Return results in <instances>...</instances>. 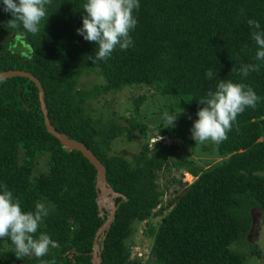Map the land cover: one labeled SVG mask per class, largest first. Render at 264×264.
Listing matches in <instances>:
<instances>
[{"label": "trees", "instance_id": "trees-1", "mask_svg": "<svg viewBox=\"0 0 264 264\" xmlns=\"http://www.w3.org/2000/svg\"><path fill=\"white\" fill-rule=\"evenodd\" d=\"M86 2L52 0L48 18L32 34L22 26H6L13 17L0 0V71L19 68L34 74L51 123L84 142L105 165L107 182L125 195L114 198V218L99 237L100 264L141 262L131 255V237L143 219L152 242L142 264H249L248 256H261L259 237L250 240L247 233L252 209L264 211V62L255 60L257 45L247 21L257 20L264 30V0H139L138 23L130 32L134 45L127 50L117 46L107 60L96 63L88 57L95 56L98 42L77 32ZM253 63L261 64L260 70L243 77L241 66ZM209 69L212 79L206 76ZM90 72L102 80L78 85ZM220 80L243 83L260 99L238 115L226 140L197 144L187 132L204 107L199 101ZM137 84L167 100L160 101V114L180 112L178 127L156 123L158 135L171 136L168 141H151L147 123L139 118L144 93L133 97L128 116L114 111L104 119L93 115L91 99ZM135 131L141 135L138 151L128 157L113 149L117 137L129 140ZM174 135L183 141L177 143ZM185 144L211 154L214 162L200 167L192 156L181 157ZM40 157L45 169L35 172ZM170 166L185 168L194 179H167L178 187L163 199L168 184L157 178ZM95 174L79 150L66 149L46 130L34 81L20 75L0 80V185L20 198L25 211L45 203L49 214L37 235L46 233L59 244L43 257L18 258L10 238H0V264H94L95 232L107 216L106 209L99 214Z\"/></svg>", "mask_w": 264, "mask_h": 264}, {"label": "clouds", "instance_id": "clouds-1", "mask_svg": "<svg viewBox=\"0 0 264 264\" xmlns=\"http://www.w3.org/2000/svg\"><path fill=\"white\" fill-rule=\"evenodd\" d=\"M51 3L52 0H3L4 11L11 13L13 17L6 26L9 29L22 26L27 32L39 33L40 22L47 16L46 6ZM139 7V0H87L83 5L86 15L77 32L86 41L98 42L95 56L88 57L93 63L107 60L117 46L127 50L134 45L130 32L137 26L134 10ZM247 23L252 29L251 37L257 45L255 60L264 62V30H261L257 20L249 19ZM260 67L259 63L244 64L240 73L247 77L250 72H258ZM213 75L210 69L206 72L209 79ZM259 99L257 93L243 83L220 80L216 89L210 90L199 101L204 107L198 110V119L191 129L192 138L197 144L209 140L221 143L227 139L238 115L248 107L255 108ZM179 113L166 111L163 114V127H175ZM0 189V238H10L18 258L33 255L40 258L48 253L50 247H59L58 242L52 240L48 234L37 235L40 224L49 214L45 203L37 202L34 211H25L20 198L14 197L7 185H0Z\"/></svg>", "mask_w": 264, "mask_h": 264}, {"label": "rangeland", "instance_id": "rangeland-1", "mask_svg": "<svg viewBox=\"0 0 264 264\" xmlns=\"http://www.w3.org/2000/svg\"><path fill=\"white\" fill-rule=\"evenodd\" d=\"M18 49V46H17ZM102 78L100 75H98L95 72H90L88 74H83L78 81V85L84 86V87H90L94 82L101 81ZM144 93L146 95L145 100L140 103L138 112L140 114L139 118L143 119L147 123V132L150 135H153L151 138L152 140H156L157 138H161L164 141H168L171 136L166 135H158L159 131L157 128L158 122L163 123V114H160L159 111V104L161 102H166L167 100H164V98L155 91L152 90V87L145 85V84H137L135 86H126L122 88L121 90L115 92V93H109L106 94L104 97H98V99H91V109L94 116L99 117L100 119H104L107 117L108 114H110L112 111H114L116 114H124L126 116L133 113V107H134V101L133 97L137 96L138 94ZM161 101V102H160ZM117 120L121 123H126V121L122 118H119L118 115H115ZM177 123H175L176 125ZM184 124V123H183ZM178 127V125H176ZM180 127V130L182 132V127ZM172 129V127H170ZM188 129V127H186ZM191 129L189 130V136H192ZM158 135V136H157ZM183 135V132H182ZM140 138L141 135L135 131L132 134V137L127 140L126 135L119 136L115 139L113 142V149L115 148L116 151L123 153L127 155L128 157L131 156L133 153L138 151L140 145ZM173 139L178 143L180 141H183V138H180L177 135H174ZM197 143V142H196ZM199 144V143H198ZM185 150H182L181 157L186 156H192L195 161L198 163L200 167H204L207 164L213 163L215 157L209 155L208 153H199L197 150L194 152L189 145L185 144ZM45 169V158L40 157L38 160L37 165L34 167V171L38 172L40 170ZM173 176L175 177H181L185 179L187 182L194 179V176H192L188 171H186L185 168H175L174 166H170L167 169H162L159 172L158 175V182L159 184L166 186V192L163 194L162 198L165 199L168 197L172 192L173 187H178V183L174 182L173 184H170V182L167 181V179H171ZM182 185H180V188L182 189ZM108 208V207H107ZM165 210H167L165 208ZM164 210V211H165ZM253 216L255 218V227L250 232V238L252 240H256L257 237L258 243L261 244V256H248L247 260L249 264H264V232L258 233L260 228H262L261 231H264V211L258 210L256 208L252 209ZM160 215L155 216L152 218V222L155 223V220L158 219ZM147 226V222L145 219L141 220L140 222H137L135 225V231L131 237V240L133 241L131 245V255H137L141 258V262L139 264H142L143 260H145L148 257L149 254V248L152 242V236H149L146 234L145 229ZM250 239V240H251ZM241 241V240H240ZM237 243V242H235ZM238 248L241 251H245V247L242 243L238 244Z\"/></svg>", "mask_w": 264, "mask_h": 264}, {"label": "water", "instance_id": "water-1", "mask_svg": "<svg viewBox=\"0 0 264 264\" xmlns=\"http://www.w3.org/2000/svg\"><path fill=\"white\" fill-rule=\"evenodd\" d=\"M17 75L26 76L35 82L38 88V98H39L40 108L43 112V122L46 127V130L52 135H54L59 140V142L63 144V146L66 149L79 150L90 161V163L93 164V166L96 169L95 187H96V192H97V206L99 209V214L102 215L104 213V209L107 210V216L105 220L102 222V224L97 228L95 232L92 250H91L93 263L100 264V250L102 246H99V243H98L99 237L101 233L106 232L108 230V227L114 218L115 210L118 205V203H115L114 198L118 195H121L123 198H125V195L114 190L112 186L107 182L105 165L84 142L69 137L67 133L57 130L56 127L51 123L49 116H48V109H47L45 98H44L43 86L40 80L34 74L24 69L9 68V69H4L0 71V80L7 78V77H11V76H17ZM254 227H255V218L253 216L252 225L247 233L248 239H251L249 236H250L251 230Z\"/></svg>", "mask_w": 264, "mask_h": 264}, {"label": "bare ground", "instance_id": "bare-ground-1", "mask_svg": "<svg viewBox=\"0 0 264 264\" xmlns=\"http://www.w3.org/2000/svg\"><path fill=\"white\" fill-rule=\"evenodd\" d=\"M108 200V199H107ZM107 202V201H106Z\"/></svg>", "mask_w": 264, "mask_h": 264}]
</instances>
